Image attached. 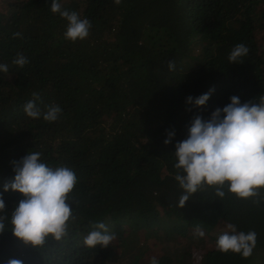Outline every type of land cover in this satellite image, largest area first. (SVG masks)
<instances>
[{"label":"trees","instance_id":"trees-1","mask_svg":"<svg viewBox=\"0 0 264 264\" xmlns=\"http://www.w3.org/2000/svg\"><path fill=\"white\" fill-rule=\"evenodd\" d=\"M57 2L90 21L86 39H65L68 22L52 13V0H0V64L9 69L0 72V216L6 217L0 264H142L143 258L146 264L153 258L158 264H264V188L242 200L227 184L223 198L216 187H205L180 208L184 193L174 168L175 145L187 138L196 116L210 119L233 96L241 104L264 96V0ZM239 43L249 53L231 64L228 56ZM18 55L28 60L23 68L13 64ZM210 89L205 106L187 103ZM33 93L42 112L51 104L62 109L56 121L25 114ZM170 132L175 135L165 145ZM30 151L77 178L67 235L38 249L12 235V211L24 197L4 192L14 180V162ZM101 222L117 238L107 248H88L84 239ZM220 222L256 232L251 257L216 250L227 230L216 232ZM197 226L214 242L198 262L185 245L166 253L151 250L150 237L144 243L124 238L130 230H161L169 241Z\"/></svg>","mask_w":264,"mask_h":264},{"label":"clouds","instance_id":"clouds-1","mask_svg":"<svg viewBox=\"0 0 264 264\" xmlns=\"http://www.w3.org/2000/svg\"><path fill=\"white\" fill-rule=\"evenodd\" d=\"M119 5L121 0H114ZM52 13H59L68 22L64 33L65 39L76 42L89 35L91 23L81 19L76 12L61 10L60 3L52 0ZM16 33L15 36H19ZM249 53V48L239 43L231 50L228 60L237 64ZM28 60L18 55L13 64L23 68ZM174 61L168 67L174 69ZM9 71L7 64H0V72ZM214 89L187 103L195 107L206 105ZM231 102L223 109L217 108L210 119L204 120L196 116L188 128L187 138L175 145L174 168L175 176L183 193L179 199V207L205 187H216V194L223 198L222 190L227 184L228 192L238 199L246 200L258 194L264 188V96L259 103L246 102L241 104L239 97L233 96ZM39 94L33 93V99L24 106L25 114L32 119L41 116L47 122L58 119L62 109L55 104L47 105L41 111L36 101ZM174 132L168 133L165 145L171 143ZM14 180L5 183L4 192L9 190L20 193L24 198L12 211L11 232L14 238L38 249L45 245L48 238L60 241L67 235L68 222L72 219V208L68 203L77 178L75 173L66 166L51 168L41 162V153L30 151L20 161L14 162ZM5 210V203L0 196V212ZM5 216H0V234L4 233ZM94 229L84 239L88 248L98 245L107 248L116 239L115 233H109L104 223L93 225ZM196 235L203 237V229L197 226ZM255 231L237 232L236 225L227 224L216 241V250L227 254H239L249 258L256 246ZM7 264H23L19 259H9ZM151 264H158L155 258Z\"/></svg>","mask_w":264,"mask_h":264},{"label":"rangeland","instance_id":"rangeland-1","mask_svg":"<svg viewBox=\"0 0 264 264\" xmlns=\"http://www.w3.org/2000/svg\"><path fill=\"white\" fill-rule=\"evenodd\" d=\"M261 42L264 44V38L260 35ZM130 226H126L125 228H129ZM225 227H227L225 224L220 222L216 226V232L223 230ZM135 236L137 239L141 242L144 243V241L150 237L149 241V248L152 250H158L161 249L163 250L162 252L169 253L172 250L175 252L181 251L182 247L185 245L189 248V250L192 253L191 259L194 260L195 262H198L200 257L203 255L204 251L210 246V244H214L210 238V234L208 236H203L205 242H201L200 238L198 235H196L195 229L194 231H190L187 233L186 237L182 238L179 237L178 235H175L174 237H171L169 241H166L163 237L162 231L161 230H155L154 232H142V231H135L133 232L130 230L124 235L125 239H129L133 237V240L135 239ZM117 238V237H116ZM187 239V240H186ZM174 240V241H172ZM122 251V248H119V252ZM135 254V253H134ZM149 259V257H148ZM142 264L146 261V258L142 259Z\"/></svg>","mask_w":264,"mask_h":264}]
</instances>
